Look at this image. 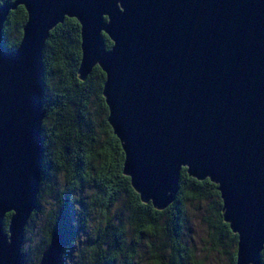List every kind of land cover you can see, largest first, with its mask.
I'll return each mask as SVG.
<instances>
[{
	"label": "water",
	"instance_id": "water-1",
	"mask_svg": "<svg viewBox=\"0 0 264 264\" xmlns=\"http://www.w3.org/2000/svg\"><path fill=\"white\" fill-rule=\"evenodd\" d=\"M21 5L28 12L23 37L7 50L4 26ZM66 17L81 24L80 78L96 66L106 73L109 122L142 200L169 207L184 167L209 178L238 234L237 264H262L264 0L0 5V264H27L26 228L39 207L45 155L44 50ZM67 244L64 233H54L40 264H66Z\"/></svg>",
	"mask_w": 264,
	"mask_h": 264
},
{
	"label": "trees",
	"instance_id": "trees-1",
	"mask_svg": "<svg viewBox=\"0 0 264 264\" xmlns=\"http://www.w3.org/2000/svg\"><path fill=\"white\" fill-rule=\"evenodd\" d=\"M13 1L0 0V5ZM27 20L23 5L11 11L3 30L7 50L18 47ZM105 40L112 47L108 35ZM81 60V24L66 17L51 30L44 50L45 155L39 207L26 228L25 243L37 220L42 227L36 232L39 244L24 246L27 264H40L56 232L68 240L66 264H205L207 254L200 258L193 243L191 216L197 212L206 227L201 250L237 264L238 234L225 221L218 184L198 180L184 167L169 207L160 210L142 200L125 174L123 144L109 122L106 73L96 66L82 80Z\"/></svg>",
	"mask_w": 264,
	"mask_h": 264
},
{
	"label": "rangeland",
	"instance_id": "rangeland-1",
	"mask_svg": "<svg viewBox=\"0 0 264 264\" xmlns=\"http://www.w3.org/2000/svg\"><path fill=\"white\" fill-rule=\"evenodd\" d=\"M201 216H202V212H197L195 214H192L191 216V220L193 222V224L191 225V227L193 228V235H194V239H193V243L198 247V250H200V258H204V256H207V261L205 262V264H228L227 259L219 257V255H217V253H210L208 254V251L203 252L201 249L203 247L202 245V240L205 238L206 236V227L205 225L202 224L201 222ZM40 220H37V223L34 227V231L30 234L31 235V239L28 240L25 244H26V248H35L39 242H40V235L39 233H36L42 226L40 225ZM205 256V257H206Z\"/></svg>",
	"mask_w": 264,
	"mask_h": 264
},
{
	"label": "bare ground",
	"instance_id": "bare-ground-1",
	"mask_svg": "<svg viewBox=\"0 0 264 264\" xmlns=\"http://www.w3.org/2000/svg\"><path fill=\"white\" fill-rule=\"evenodd\" d=\"M44 90V89H43Z\"/></svg>",
	"mask_w": 264,
	"mask_h": 264
}]
</instances>
